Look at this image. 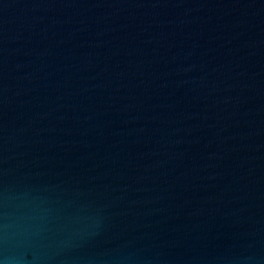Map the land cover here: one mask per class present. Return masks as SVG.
Segmentation results:
<instances>
[{
	"label": "water",
	"instance_id": "obj_1",
	"mask_svg": "<svg viewBox=\"0 0 264 264\" xmlns=\"http://www.w3.org/2000/svg\"><path fill=\"white\" fill-rule=\"evenodd\" d=\"M0 264H264V0H0Z\"/></svg>",
	"mask_w": 264,
	"mask_h": 264
}]
</instances>
